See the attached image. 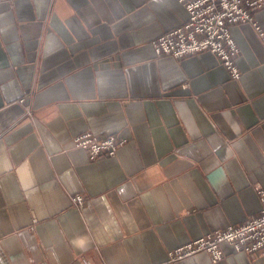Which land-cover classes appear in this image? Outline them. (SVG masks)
Segmentation results:
<instances>
[{"label": "crops", "instance_id": "0c3cea01", "mask_svg": "<svg viewBox=\"0 0 264 264\" xmlns=\"http://www.w3.org/2000/svg\"><path fill=\"white\" fill-rule=\"evenodd\" d=\"M187 18L178 0H0V264H161L258 214L264 9L230 28L237 80L208 52L156 57ZM84 132L126 142L91 161Z\"/></svg>", "mask_w": 264, "mask_h": 264}, {"label": "built area", "instance_id": "2783aa9c", "mask_svg": "<svg viewBox=\"0 0 264 264\" xmlns=\"http://www.w3.org/2000/svg\"><path fill=\"white\" fill-rule=\"evenodd\" d=\"M185 8L188 18L180 27L160 35L152 42L156 57L182 58L208 52L214 55L226 69L230 79L237 80L240 72L236 66L238 49L232 39L230 28L242 23L256 27L255 14L264 9V0H178ZM256 29H258L256 27ZM262 35V34H261ZM126 140L109 135L98 138L84 132L73 138L74 147L83 150L89 160L113 157ZM260 211L246 222L228 226L202 235L167 254L161 264L177 262L200 252L211 256V264L222 260L220 245L226 243L236 253L253 257H264V189L258 187ZM72 204L78 209L84 206L81 195L72 197ZM84 264H88L84 261Z\"/></svg>", "mask_w": 264, "mask_h": 264}]
</instances>
